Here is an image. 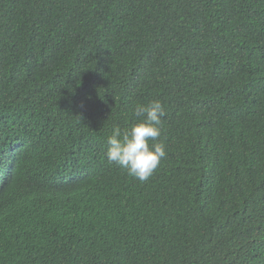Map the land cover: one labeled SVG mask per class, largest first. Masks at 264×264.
Here are the masks:
<instances>
[{"label": "trees", "instance_id": "trees-1", "mask_svg": "<svg viewBox=\"0 0 264 264\" xmlns=\"http://www.w3.org/2000/svg\"><path fill=\"white\" fill-rule=\"evenodd\" d=\"M0 264H264V0H0Z\"/></svg>", "mask_w": 264, "mask_h": 264}, {"label": "clouds", "instance_id": "clouds-1", "mask_svg": "<svg viewBox=\"0 0 264 264\" xmlns=\"http://www.w3.org/2000/svg\"><path fill=\"white\" fill-rule=\"evenodd\" d=\"M165 115V108L159 100L147 105L137 104L134 116L143 120L123 133L118 127L113 129L107 140L108 163L126 170L129 176L140 182H146L166 158L165 145L158 142ZM149 141L153 142L151 147Z\"/></svg>", "mask_w": 264, "mask_h": 264}]
</instances>
